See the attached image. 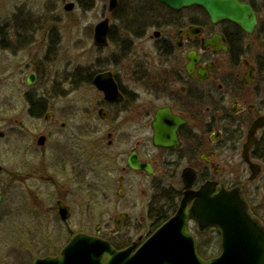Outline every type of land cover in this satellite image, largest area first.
I'll return each mask as SVG.
<instances>
[{
	"label": "flooded vegetation",
	"instance_id": "af4514ba",
	"mask_svg": "<svg viewBox=\"0 0 264 264\" xmlns=\"http://www.w3.org/2000/svg\"><path fill=\"white\" fill-rule=\"evenodd\" d=\"M123 1L127 4L120 5ZM238 1L250 5L255 14L252 30L228 18L213 21L198 4L173 8L159 0H118L110 10L108 3L101 19H109L108 44L94 42L99 21L94 25L93 44L97 51L110 52L94 55L89 67L74 58L73 74L65 76L70 90L76 92L78 80L85 76L95 94L93 106L83 108V95L78 98L76 94L74 101L64 103L56 121L54 110L30 103L33 110L38 106L37 115L58 123L62 142L53 145L51 154H61L60 166L72 165L76 177L85 153L92 168L103 166L117 173V195L127 198L141 176L158 179L167 165L179 170L180 200L183 171L192 168L197 174L194 188L209 180L229 189L242 186L251 214L264 226L263 215L248 199L250 184L264 174V126L256 131L250 161L243 156L249 129L264 117V0ZM253 12L247 14L248 19ZM96 78L101 83L109 80L115 88L113 85L107 95ZM157 122L177 125L175 136L167 138L171 143L155 144ZM53 134L46 130L38 135L40 150L48 146ZM42 135L45 140L39 143ZM28 137L34 141L30 133ZM241 145L243 163L250 173L247 179L236 178L230 171ZM252 164L259 169L256 176H252ZM147 165L152 172L144 168ZM156 186L176 188L160 182ZM58 201L68 207L66 220L70 219L72 206L59 198V217ZM129 216L127 211L120 213L117 226ZM143 232L138 236L139 244Z\"/></svg>",
	"mask_w": 264,
	"mask_h": 264
},
{
	"label": "rangeland",
	"instance_id": "374dc122",
	"mask_svg": "<svg viewBox=\"0 0 264 264\" xmlns=\"http://www.w3.org/2000/svg\"><path fill=\"white\" fill-rule=\"evenodd\" d=\"M70 1L75 6L67 10L65 5ZM108 3L109 0H0V130L5 131V136L0 137V192L4 193L0 205V264H32L37 257L57 254L74 231L98 234L122 245L139 241L144 231V241L163 223L154 225L151 216L150 206L154 200L158 205L160 197L157 183L180 187L179 170L165 165L158 179L141 176L127 198H120L117 173L103 166L92 168L85 153L83 168L78 167L76 178L72 165L60 166L61 154H51L53 145L62 142L58 123L37 115L38 106L31 108L30 103L42 97L44 109L54 110L57 121L64 103L74 101L76 94L78 98L83 95V108L93 106L95 94L85 76L76 84L79 92L70 90L65 76L73 74L74 58L89 67L94 55L110 52L97 51L93 44L94 25L107 12ZM31 72L36 73L33 85L25 81ZM46 130L54 134L48 146L40 150L36 139ZM29 133L34 141L28 140ZM233 162V176L247 179L250 173L243 163L242 145ZM63 166L66 168L62 171ZM245 168L247 171H243ZM59 198L66 199L73 209L66 221L57 212ZM248 199L264 217V174L250 184ZM125 211L130 216L117 229L116 218ZM190 227L196 233L194 223ZM216 233L217 239L213 237ZM202 240H210L209 249L215 255L220 253L218 232H209Z\"/></svg>",
	"mask_w": 264,
	"mask_h": 264
},
{
	"label": "water",
	"instance_id": "95a60500",
	"mask_svg": "<svg viewBox=\"0 0 264 264\" xmlns=\"http://www.w3.org/2000/svg\"><path fill=\"white\" fill-rule=\"evenodd\" d=\"M173 8L198 4L208 11L213 21L224 18L241 23L252 30L255 14L248 4L238 0H159ZM118 0H109V9L113 10ZM73 1L66 3L65 9L72 10ZM253 12L248 19L247 14ZM109 19L105 18L95 25L94 42L108 44L107 33ZM190 68V65H187ZM26 83L36 81L34 72L25 77ZM109 80L96 83L108 95L114 88ZM114 85V88H113ZM51 113H48L47 118ZM264 126V117H259L248 132L243 156L249 159V149L256 138L258 128ZM177 125L168 126L159 122L154 124L155 144H167L175 136ZM5 131L0 130V137ZM42 135L39 143H43ZM166 140H169L168 142ZM252 176L259 169L254 168ZM152 172L149 165L144 167ZM3 166L0 164V171ZM184 191L177 211L164 221L146 240L138 245L137 241L127 247L117 249L111 241L99 235L82 231L75 232L57 254L37 257L32 264H264V226L254 217L244 197L243 187L229 189L216 181L209 180L194 188L196 171L186 168L183 171ZM4 194L0 192V204ZM62 220L69 218L68 207L58 201ZM194 221L200 231L216 228L220 234V253L204 258L198 251V243L190 225ZM120 220L118 221L119 228Z\"/></svg>",
	"mask_w": 264,
	"mask_h": 264
},
{
	"label": "trees",
	"instance_id": "16d2710c",
	"mask_svg": "<svg viewBox=\"0 0 264 264\" xmlns=\"http://www.w3.org/2000/svg\"><path fill=\"white\" fill-rule=\"evenodd\" d=\"M148 2V0H146ZM126 1L121 2L120 5H126ZM36 104H43L44 99L42 97H39L35 100H33ZM157 192H160L159 195V200L157 201L158 205H154V202L151 204V211L152 215L154 217V225H159L163 221H165L171 213H174L179 205L178 200H180L182 190L179 188H167V189H161L158 190ZM195 231L197 234L198 238V251L201 256L204 258H210L215 255L213 251H211L208 247V243L210 240H207L206 243L202 240V238H205V236L210 232L213 234L214 232H217L215 228H211L207 231H200L196 226H195ZM216 239L218 238L217 233L215 234ZM106 238V237H105ZM112 243L117 247L121 248L123 247L122 244H118L115 241L111 239ZM203 241V242H202Z\"/></svg>",
	"mask_w": 264,
	"mask_h": 264
}]
</instances>
